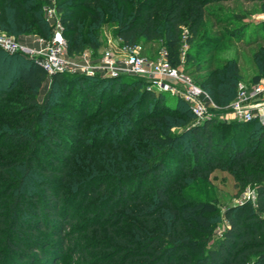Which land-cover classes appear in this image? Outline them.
I'll return each mask as SVG.
<instances>
[{
  "label": "trees",
  "instance_id": "16d2710c",
  "mask_svg": "<svg viewBox=\"0 0 264 264\" xmlns=\"http://www.w3.org/2000/svg\"><path fill=\"white\" fill-rule=\"evenodd\" d=\"M211 3L56 0L55 7L70 54L99 49L102 27L113 23L121 45L163 43L172 67L181 68L196 62L189 51L183 60L184 46L205 48L194 42ZM48 5L0 0L2 31L51 38ZM12 57L25 66L21 94L5 107L0 72V264H264V133L248 140L242 124L200 121L186 101L149 90L142 79L49 76L36 59L0 50V62ZM239 73L228 62L197 84L216 108L227 107ZM59 92L66 101L55 103ZM173 128L183 132L172 135ZM186 139L189 155L180 149ZM216 169H231L242 190L255 192L225 211L219 234L217 205L184 193Z\"/></svg>",
  "mask_w": 264,
  "mask_h": 264
},
{
  "label": "rangeland",
  "instance_id": "374dc122",
  "mask_svg": "<svg viewBox=\"0 0 264 264\" xmlns=\"http://www.w3.org/2000/svg\"><path fill=\"white\" fill-rule=\"evenodd\" d=\"M205 12V22L201 26L199 36L194 42V45L204 44L205 48L201 49L202 52H199L198 48H186V52H193V58L196 62L185 63L179 69L189 79V84L198 86L197 83L209 74L211 67L226 66L228 62H235L239 66L240 80L234 100L227 107L222 108H216L214 103L211 102L212 99L206 95H203L199 100L208 114H210L208 120L217 119L221 123L242 124L246 126L247 139L251 140V138H254L255 141L260 133H264V0H212V3L206 6ZM184 28L187 31V25ZM115 29V24H105L100 31L99 49L88 48L81 54L69 53L68 37L63 34L67 42L65 54L66 74L80 75L86 67L93 68L100 65V61L108 52L116 60L122 59L124 55L121 53V40L114 33ZM242 30L244 33L240 34ZM0 31L13 38L26 49L35 52L42 49L47 50L51 46L52 37L45 38L35 33L14 36L2 31L1 27ZM138 46L142 48L141 55L148 59H156L157 55L165 50L163 43L147 45L140 42ZM23 57L28 59L24 55ZM6 59L2 58L3 61L0 62V72L5 71L4 76H1V81H3V86L8 90L9 95L2 101V107L17 102L15 96L21 94V85H19L17 76L18 72L25 66L24 59L13 57L8 59V61ZM123 76L125 80L135 79V77L130 75ZM257 78L259 79V84L256 83ZM14 80H16L15 86H19L18 88L11 85L15 83ZM51 82V78L48 77L40 90L39 100L41 102L49 93ZM9 85L11 86L9 87ZM258 86H262L263 91L256 97H251V93ZM183 89H186V86ZM243 92L245 96L242 95ZM63 96L62 93H57L54 97V102H65L66 99ZM169 96L174 97L172 95ZM234 102H240L242 106H252L255 117L253 115L252 120L245 122L239 117L238 111L233 110L232 104ZM122 106L120 104L116 109L120 110ZM182 109L185 110V107L182 106ZM92 110L93 103L90 106V112ZM55 112L57 114H71L69 111L56 110ZM255 122L259 124L252 125ZM182 132L183 129L181 128H173L170 133L177 135ZM232 134L233 131L227 133L226 143H231ZM111 136H119V134L114 129ZM180 149L181 152L189 155V139H186L181 144ZM229 155L230 153L226 156ZM184 193L186 197L193 201L212 202L217 205L218 217L215 219V223H217L216 233L218 234L226 226L224 220L225 211L230 207L241 204L249 196H251L252 200L255 196L254 188L251 186L246 187V190H242L241 185L235 180L231 169H216L207 180L189 182Z\"/></svg>",
  "mask_w": 264,
  "mask_h": 264
},
{
  "label": "built area",
  "instance_id": "2783aa9c",
  "mask_svg": "<svg viewBox=\"0 0 264 264\" xmlns=\"http://www.w3.org/2000/svg\"><path fill=\"white\" fill-rule=\"evenodd\" d=\"M49 1L51 5L44 8V16L50 26L53 27L51 46L47 50L42 49L35 52L26 49L13 38L0 31V50L12 54L19 53L22 56L28 57V59H36L48 72L49 76H52L57 73H67L65 60L67 42L63 37L64 28L55 7L56 0ZM186 48L187 46L183 48V60L185 59ZM141 51L142 48L138 45H121V53L124 55L122 59L116 60L113 55L108 52L100 61V65L93 68L88 66L80 75L88 77L101 76L104 78H116L123 75H130L145 80L149 90L183 99L191 106L192 111L199 120H208L210 114L205 110L199 98L203 95L209 97V95L200 87L189 84V79L181 73L179 68L172 67L169 62L167 50L161 51L156 59L145 58L141 55ZM185 86L186 89H183ZM262 91V86H258L251 93V97H256ZM242 95L245 96V93L243 92ZM234 103L236 104L234 105ZM234 103L232 104L233 110L238 111L239 117L245 122L252 120L253 115L255 117L252 106H242L240 102ZM247 112L248 114H246ZM249 198H251V196H249Z\"/></svg>",
  "mask_w": 264,
  "mask_h": 264
}]
</instances>
